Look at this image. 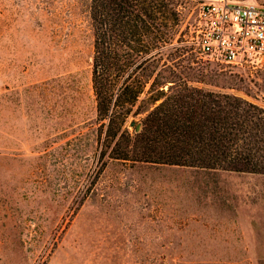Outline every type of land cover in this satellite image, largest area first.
I'll list each match as a JSON object with an SVG mask.
<instances>
[{"label": "rangeland", "instance_id": "rangeland-1", "mask_svg": "<svg viewBox=\"0 0 264 264\" xmlns=\"http://www.w3.org/2000/svg\"><path fill=\"white\" fill-rule=\"evenodd\" d=\"M85 4L0 0V264H264V174L108 156ZM195 59L194 84L264 107V61Z\"/></svg>", "mask_w": 264, "mask_h": 264}, {"label": "trees", "instance_id": "trees-1", "mask_svg": "<svg viewBox=\"0 0 264 264\" xmlns=\"http://www.w3.org/2000/svg\"><path fill=\"white\" fill-rule=\"evenodd\" d=\"M180 2L86 0L97 135L109 157L131 163L264 174V107L194 84L203 80L188 64L195 54L178 31ZM136 113L140 128L130 132L124 123Z\"/></svg>", "mask_w": 264, "mask_h": 264}, {"label": "built area", "instance_id": "built-area-1", "mask_svg": "<svg viewBox=\"0 0 264 264\" xmlns=\"http://www.w3.org/2000/svg\"><path fill=\"white\" fill-rule=\"evenodd\" d=\"M195 55L215 62L254 66L264 61V3L199 0L182 34Z\"/></svg>", "mask_w": 264, "mask_h": 264}, {"label": "water", "instance_id": "water-1", "mask_svg": "<svg viewBox=\"0 0 264 264\" xmlns=\"http://www.w3.org/2000/svg\"><path fill=\"white\" fill-rule=\"evenodd\" d=\"M133 123H134L133 120H130V121H129V124H130V125H132ZM139 128H140V121H137V122H135V124H134V130L137 131V130H139Z\"/></svg>", "mask_w": 264, "mask_h": 264}]
</instances>
